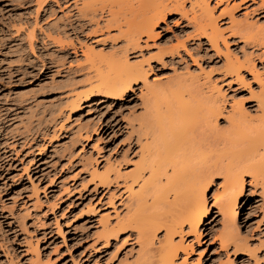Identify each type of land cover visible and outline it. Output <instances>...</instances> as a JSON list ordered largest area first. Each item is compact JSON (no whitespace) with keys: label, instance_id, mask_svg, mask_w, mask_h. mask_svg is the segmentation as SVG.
Returning <instances> with one entry per match:
<instances>
[{"label":"rangeland","instance_id":"rangeland-1","mask_svg":"<svg viewBox=\"0 0 264 264\" xmlns=\"http://www.w3.org/2000/svg\"><path fill=\"white\" fill-rule=\"evenodd\" d=\"M207 1L227 45L197 34L191 0L158 23L157 36L139 39L126 32L137 24L125 1L97 0L86 12L87 0H0V264H147L136 228L108 243L100 237L106 220L114 224L127 210L122 182L141 158L132 120L143 112L145 95L187 87L207 95L216 85L225 113L219 127H229L226 116L237 101L258 115L252 92L264 84V0ZM115 9L119 22L110 21ZM125 53L143 63L145 82L121 95L95 90L81 100L83 108L71 109L72 96L89 88L97 69L106 70L104 57ZM228 53L250 59L261 81L248 68L241 71L247 84L226 74ZM106 169L112 181L99 185L93 173ZM244 180L237 224L249 249L221 246V215L212 205V193L222 189L217 175L200 240L186 227L183 241L193 250L185 262L180 251L179 264H264V183H250L247 174Z\"/></svg>","mask_w":264,"mask_h":264},{"label":"bare ground","instance_id":"bare-ground-1","mask_svg":"<svg viewBox=\"0 0 264 264\" xmlns=\"http://www.w3.org/2000/svg\"><path fill=\"white\" fill-rule=\"evenodd\" d=\"M95 1L84 3L86 12L95 11ZM116 1L118 4L125 1L132 18L135 17L132 24L137 25L133 28L131 17L123 19L131 27L126 32L139 39L142 34L149 38L157 36L155 27L158 23L165 21L173 10L185 9L186 0ZM190 3L197 34L207 37L216 47L220 40L227 45L209 1L191 0ZM116 14V9L111 11V22H119ZM231 20L236 21L233 16ZM29 37H33L32 31ZM89 50L86 57L95 62V52L93 48ZM104 58L106 70L97 69L89 88L72 96L71 109L83 108L81 100H86L85 97L95 90L121 95L133 90L134 84L145 82L147 70L141 61L130 62L126 53L119 58L114 55ZM224 65L225 73L243 84H247L241 74L243 68L253 71L255 79H262L248 58H232L228 53ZM260 84L257 94L252 92L258 100L255 102L258 115L250 116L242 102H234L226 116L229 127L225 129L222 125L219 127L218 119L225 113L220 99L223 94L216 85L207 95L197 87L156 88L145 95L143 112L132 120L137 124L131 122L137 132L141 158L122 182L127 193V210L114 224L106 220L100 233L104 243L133 227L141 241L140 256L147 264H179L176 258L180 251L186 255L181 260L185 262L193 244L184 243V231L188 227V232L200 240V230L209 213L207 193L214 177L221 175L222 189L212 193V205L221 215L220 243L223 248L233 246L235 251L245 254L249 247L239 237L237 224L240 198L245 188L244 175L251 176L250 183H264V84ZM89 135L90 131H87L84 136L89 138ZM117 177L116 174L114 178ZM111 178L110 169L93 173V179L99 185H109ZM193 264H201L200 259Z\"/></svg>","mask_w":264,"mask_h":264}]
</instances>
